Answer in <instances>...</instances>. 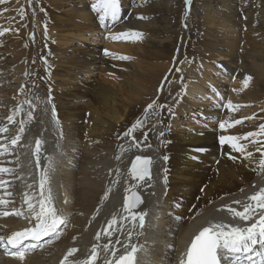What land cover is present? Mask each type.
Returning <instances> with one entry per match:
<instances>
[{"label": "bare ground", "instance_id": "6f19581e", "mask_svg": "<svg viewBox=\"0 0 264 264\" xmlns=\"http://www.w3.org/2000/svg\"><path fill=\"white\" fill-rule=\"evenodd\" d=\"M17 1L25 2L26 9L24 8V10H26L27 15L25 12L20 17L17 38L22 43L16 42L14 44L12 57H18L17 62H21L24 54L36 56V49L39 51L44 46L43 51L37 55L40 58V61H38L39 65L46 63L47 66L50 65L49 67H52L56 63H63V60L59 59L62 56L54 54L58 48L47 43L52 40V33L57 36L62 33L60 37L62 38L67 31L69 32V29L74 26L78 27L79 24L72 19H68L66 21L68 23L67 28L61 26L66 29H61L57 26L50 27L43 9L37 11L31 5V10L29 2L25 0ZM41 1L42 3L47 1L51 6L53 2H56V0L53 2L51 0ZM199 1L202 2L201 0ZM120 3L121 10H123V7L128 2L120 0ZM247 3L245 2L243 6L249 5ZM82 4L81 10L75 13V17L85 22L97 24L99 22L98 18L96 19L97 14L86 7L85 0ZM208 4L206 3L205 6H208ZM55 6L57 7L56 3ZM255 7H252L253 13L250 8L251 13L247 11L249 17L247 16L246 20L251 21V23L243 22L248 27L254 25L252 27L254 28L253 31L248 28L244 35L245 43L247 48H249L248 54L245 52V46L242 52H245L246 55H240L238 61L235 59L234 54L230 51L236 45L234 38L230 40L228 52L218 51L220 55L224 53L223 57L233 56L231 61L237 63L238 66L235 68L239 69L237 71L234 68L233 71H237V75L244 80L250 76L251 80L249 82L250 84L251 82L253 83L252 87L249 85L248 90L243 95L237 93L238 95L229 97V101L233 105L239 106L238 103H246L249 107H234L232 110H226L225 120L234 122L235 120H240L241 116H245L250 118L253 123L250 125L247 122H243L244 124L240 123L237 127H231L226 131H221L219 134L207 133L205 137L201 138L196 137L193 132L189 131L186 135H180L174 130H164V128L158 127L154 124L152 117H143L145 115L144 106L147 107L152 104V102H148L149 97L155 94L152 97L155 98L159 94L155 90L158 89L163 80H167V76H169L168 70L172 67V62L165 63L163 60L170 57L164 55V53L169 52L177 44L176 38H173L174 34L177 31V34L181 33L185 25V17L182 14L184 8L181 0H174L171 7L167 10L160 8L154 14L150 10L146 13L144 10L138 9V12L133 11L130 13L128 20L124 24L120 26L118 24L119 30L141 32L143 33L142 39H146L154 31L156 36L163 35L164 32L157 27L156 20L158 18L159 21L166 20L167 24L163 26L165 29L164 34L167 36L171 35L172 38V40L168 41V44L163 45L162 42L157 41V43H152L154 45L150 44L151 46L142 47L140 42L136 43L137 47L135 48H127L129 51L139 53L142 57L159 60L156 66H152V69L157 68L156 70L150 71V69L145 67L141 71L140 65L129 64V71H124L123 67L121 69L120 66H116L113 71V73L117 74L118 78L116 80H124V83L118 85L100 83L95 87L92 98L85 102L82 101L84 97L80 96L78 98L79 101L75 103L77 99L74 100L72 106L66 103L61 105V97L57 96L58 100L54 106L55 113H57L55 117L52 112L53 107H46L44 104H42L44 112L51 110L49 115L42 116L43 112L38 111V109V115L34 113L33 105L28 102V96L32 94L30 89L37 86L39 88H49L50 83H59L61 78L74 77V72L70 71L65 74L59 70L55 71L51 76L56 79L49 77V69L46 70L48 75L43 79L41 78L43 71H41V75L32 72L31 77H28V71H22L23 65L20 66V69L12 72L13 75L20 73L22 76L19 81L23 79V82L22 84H16L18 88L22 87L21 89L19 88L20 90L11 88L8 91V97H0V106L5 104L7 110L13 106L11 109L14 110L16 108L14 111L18 113L17 115H12L15 121L13 123L16 125L13 136L6 133L0 134V152L3 153L0 154V167L11 170L0 174V180L5 181V184L0 186V199L8 202L0 205V212L7 211L10 213L8 216L0 215V236L8 237L11 232L20 230L22 222L26 221L25 216H16L11 213L22 211L27 214L25 195L29 192L30 194H35L33 195L34 198L39 197L40 172L49 168L48 157H52L50 170L56 176L54 180L50 177L55 204L69 218V223L62 225L58 230L59 234L56 235L58 238L56 242L46 244V248L44 243H39L40 245L38 244L37 248L26 253L23 261L12 256L7 249L0 247V264H62L70 249L76 248L78 251L69 257V262L86 258L90 255V249L94 244L100 246V256L96 264H103L106 256L108 259H112L110 255L103 251V245L110 240L112 251L116 252L117 256L122 254L124 251L122 245L127 242L129 231H132V241L133 237L135 238L133 243L137 240L139 241L138 244H143L144 247L151 249V258L149 259L142 256V252L139 254L141 256L140 264H180L183 257V254L180 255L182 245L186 241L189 242L195 232L208 224L209 221H212L213 218L218 221L240 223L238 219L236 221L230 220V215L225 206L242 210V205H237L234 201L249 202L247 198L264 187V171H261L259 167L260 160L264 158L261 154L264 152V134L255 138L249 137L246 140L241 139L239 142L247 146L244 154L234 151L231 147H228V144L222 145L224 149L223 156L217 164H215V157H213L217 154L218 149L214 139L221 135L229 136L233 133L242 138L249 132H259L260 125L264 124V45L261 49L259 47V41L264 43V37L262 38L261 36L259 39L252 34L264 28V7L258 4ZM126 10L127 7L123 11L125 17L129 13V11L125 12ZM237 16L239 15L234 13L230 16L234 23H237L234 19ZM141 17L146 18L141 19ZM37 18L41 21L38 23L39 27L45 26L41 36L43 37V43L42 45H39V43L35 44L28 49L27 45H25L27 39L24 40V38L28 32H32L34 21ZM28 24L29 29L27 28ZM262 33L264 34V31ZM204 36L207 43L211 35L206 32ZM152 41H156V37L153 36ZM206 43H202V53L207 52L208 49L209 51L213 50ZM151 47H157V49L151 51ZM7 57L3 55L0 58V69L2 70L4 69V63L10 61ZM101 64L109 68L112 65L111 62L106 60V57L101 59ZM181 65L187 68V77L182 81L184 89L187 88L185 92L191 91L195 94H200V96L203 95L205 88L203 86V75L198 71L199 68L195 69L196 66L191 67V65L186 64ZM175 69H179V67H175ZM83 70L87 71V68L85 67ZM26 83L31 84L33 88L27 87ZM24 86L28 88L27 93L26 90H23ZM37 91L44 93L42 90ZM169 91H163L162 96H159L158 99L159 102L163 101V98L170 102L168 107L175 112L178 124L180 121L179 115L183 113L186 106L183 109H180V107L186 104V98L179 95V86H174L172 94H169ZM124 97H129L131 102H127ZM251 98L255 99V101H252ZM20 102L21 107L19 106ZM6 103L9 105V109ZM22 109L27 114L31 112L33 117L29 120L27 116L26 126L21 123L23 121V117L20 114ZM208 109L207 107L206 110ZM56 117H58V120H56ZM189 117L190 115L187 116V119H183L187 126H192L193 122L191 121L193 120L205 122L201 118L192 117L190 119ZM3 119L4 115H0V126L9 121L8 117L4 121ZM38 120L43 121L46 125L51 122L50 127L53 129L36 126L35 124ZM138 121L142 122V125H139ZM158 122L160 123V121ZM134 124H137V127L142 129L143 133H131L135 136L137 134L140 135L139 139L134 141L133 138L125 136L121 140V137L127 131L126 129H132ZM56 126L63 134L67 135V140L63 143L61 141L60 145H58L60 131ZM21 127L24 128L23 133L20 132ZM193 127H196V130L200 128L196 122ZM154 129L159 130L157 133H151ZM86 130L92 133L90 139L85 136ZM161 132L164 133L162 139L159 136ZM171 132H174V134ZM145 134L147 135L145 136ZM16 136L21 138L16 145H12L11 140ZM163 138L167 142L163 141L161 143ZM37 139L42 142L39 164H37V153L35 151ZM84 139L87 140L85 146L82 141ZM93 139L103 142L99 146L101 150L99 153L87 147L90 140L92 142ZM129 140L130 144L135 146V149L133 148L130 153H127V142ZM254 140L257 143H254ZM218 143L221 145L220 142ZM188 145L195 146V148H206L211 153L204 157L205 162L198 161L195 163L193 159L187 158L189 154ZM258 147L261 148V151L256 150ZM61 150L64 151L63 154H61ZM247 152H252L253 155L248 157ZM135 153L151 155L155 160L153 178L145 180L138 185L130 184L129 179L125 178V168L128 162L122 161L125 158L129 161L130 157ZM81 155L82 159L80 160ZM118 156L122 158L119 161L117 159ZM165 156L168 157L167 160L163 159ZM62 157L68 161L64 162L61 160ZM79 163L80 165L77 167ZM117 180L119 181L118 183ZM131 185H133V188H139V191L145 196L144 205L139 211H135L137 214L141 212L149 213L148 211H150L149 215L152 217L156 208L164 210L154 225L156 230L154 227L150 229L154 236L151 235V231L147 228L140 231V233L138 232V234L136 233L137 228L133 231L130 217L127 220L120 219L128 216V213L122 211V200L127 194V189L132 188ZM109 189H111V192L108 191ZM201 189L203 190L202 192H200ZM165 190H167V194ZM8 193H11V195ZM106 193L107 199H105ZM186 199H189V203ZM65 201L67 202L65 203ZM35 202L36 199H33V203ZM173 205L191 209L187 220L183 224L173 223L176 218L173 215ZM113 214H116L119 223L109 229L108 223L112 219ZM246 223H251V221ZM167 226L169 228H166ZM104 229H108L113 235L108 237L104 234ZM97 233H100V240L95 239ZM117 240L121 243L117 244ZM31 243L33 242L25 241V244Z\"/></svg>", "mask_w": 264, "mask_h": 264}, {"label": "rangeland", "instance_id": "374dc122", "mask_svg": "<svg viewBox=\"0 0 264 264\" xmlns=\"http://www.w3.org/2000/svg\"><path fill=\"white\" fill-rule=\"evenodd\" d=\"M36 1L33 0L34 4L29 3V7L32 10L31 5H33V7H36V4L38 3L39 10L43 9V13L46 16V20H48L50 27L57 26L61 29H66L68 25L66 21L68 19H72L74 22H77L79 26L78 27L74 26L71 29H69L70 33L67 31L62 38H60L62 33L59 36L52 33L51 35L52 40H50V42L48 43L46 42L47 44H50L58 48V50L55 51L54 54L56 56H62L59 59L63 60V63L61 64L56 63L52 67L47 66L46 63H41L39 65L38 61H40V58L37 55L30 56L29 54H24V57L21 58L23 60L21 62H17L19 58L12 57V53L14 50L13 46L16 42L22 43V41L17 38V31L20 27L19 25L20 17L23 13L25 14L26 12V10H24V8L26 7V4L25 2L21 3V2H18L17 0H5V3L0 4V9H2L0 11V26L1 25L4 26V28L0 27V29H3V30H0V32L3 33L2 35H0V39L3 40L2 46L7 44V47L4 49L5 51L0 50V53L2 52V54H0V58L1 56L6 54L8 56L7 58H9L10 60L4 63L3 70L0 69V97L2 98L8 97L9 89L12 88L13 90H18L19 88L20 89L22 88V87L18 88L17 85H15L17 84V82L19 81V78H21L22 75L20 73L13 75L12 72L20 69L21 65H23L22 71L24 70L29 71L28 64L30 61H32L35 64V67L34 69H30L31 74L28 77H31V75L33 74L32 73L33 71L35 73L40 74L41 71H44L45 69L46 70L49 69L48 71L49 76H51L55 71H58V70L61 72H64L65 74H68V72L70 71L74 72L75 74L74 77L61 78L59 79V83H56L58 84L56 85V87L59 90L56 93H54L52 96L54 97L55 95V98L57 96H60L61 105L66 103V104H71L69 106H72L73 101L77 99V101H75V103H77L79 101L78 98L80 96L84 97L82 101L87 102L89 98H92L95 92L94 91L95 87L98 84L101 83V84L111 85V83H114L115 85H118V84L124 83L123 82L124 80H121V81L116 80V78H118L117 74L113 73V71L116 69V66H120L121 69L124 68V71H129L128 70L129 64L140 65L141 71H143L145 67L150 69V71H154L157 69V68L152 69V66H156L159 60H152V59L142 57L139 55V53L137 54V53L127 50L128 47L135 48L137 47L136 43H140V42H141L140 45L142 47H147L150 44L154 45L152 43H155V42L157 43V41L162 42V44L164 45V44H168V41L170 39L172 40L171 35L167 36L164 34L165 29L163 28V26L167 24L166 20L159 21V18L158 20H156L157 27H159V29H161L164 32L163 35L156 36L154 33L155 31H154L152 32L151 35L148 34L150 35L149 38L148 37L146 39L140 38V40L139 39L138 40H125V39L113 40L111 38H106V36H108L109 31L113 35L117 33L131 31V30H119L118 29L120 25L124 24V22L128 20V16L130 15L131 12L133 11L138 12V9H142L146 13H148V10H150L154 14V12H156L160 8L163 10H167L169 7H171L174 0H135L133 2L134 7L132 6L133 0H126L128 3L123 7V10L121 11L123 12L125 7H127V10L125 11V12L129 11V13L126 14L127 18L125 16H122L123 22L121 21V23H119V26L116 25V27L113 30H109V31H107L108 28H106L105 30H102L100 27H98L97 26L98 22L97 24L95 23L92 24V23L85 22L84 20H81L75 17L76 15L75 13L81 10L82 5H83L82 3L84 0H56L55 3L57 4V7L55 6V3L53 2L55 0H51L53 2L52 6L47 1L43 3L41 0H36ZM129 1L131 2V4H129ZM195 1L196 0H191V3L188 4L186 0H181L182 6L184 8L182 14L185 17V25L181 33L177 34L178 32L177 31L176 34H174L173 38H176L177 44L176 46H173L169 52L164 53V55H167L170 57L168 59L163 60V62L165 63L172 62L171 66L174 65L176 62H179L178 66L180 64L191 65V67L196 66L195 69L199 68L198 71H200L203 75V86L205 88V93L203 95L200 96V94L198 95V93L195 94L194 92H191V91L185 92L187 88L184 89L185 87H183V85H182V88H183L182 92L179 93L181 97L186 98V104L184 106H181L180 109H183L186 106L184 108L185 110L183 111V113L187 112L190 116H193L191 115V112L193 110L195 112L203 111L202 108L208 105V103L204 102V99H203V96L207 94V89H210V90L215 89V91L213 90L214 93L212 94L210 93L211 94L210 97H212V100L214 101L219 100V97L216 95V93H219V92L221 93L222 91L224 92L225 97H226V108H225V111H226V110H232L227 107L230 96L238 95V94L243 95L246 92V90H248L249 85H251L252 87L253 85L252 82L251 84L250 82H248L247 87H245L244 79L236 75L234 81L230 82L231 88L223 89L225 88V85H223L221 81L226 80L225 76L222 75V77L218 79L219 82L217 80L212 79V73L213 71L217 70L216 69L217 67H213V65H212L213 68H210V66L207 67L205 65V62L207 60H209L211 63H212V60H224L226 62L225 64L230 68V73L234 72L233 69L236 66H238V64L233 63V61H231V57L233 56L223 57L224 53L220 55L218 51L223 50V52H228L229 50L228 45L230 43V40L234 38L236 40V45L230 51L231 53L234 54L235 59L238 61L240 55H246L245 52H247L248 54L249 48H247V45L245 43L244 35H245V32L248 31V28L250 31H253L254 28L252 27L254 25L250 27L245 26V23L243 22L251 23V21L246 20V18L245 19L240 18V13L242 15L248 16L247 11L250 12L249 8L251 9V12L253 13V8H256L255 6H257V4L260 6L263 5L264 7V0H249V1L246 0V3L248 2L247 4L249 5L244 6V8L247 6L248 7L245 9L244 8L240 9V10L239 8L242 6H240L239 8L237 7V0H201L202 2L197 0L196 3ZM86 2L87 0H85V3ZM206 3H209L208 6H205ZM19 6H20V9H22L20 13H19ZM47 7L49 10L48 12H47ZM86 7L90 9V7L87 4H86ZM233 13L236 15H239L237 16V18L236 17L234 18L238 24L234 23L232 19L230 18L231 14ZM26 15H27V12H26ZM12 17L13 19L12 21H10ZM37 21L38 23L41 22L39 21V18H37ZM13 23H14V27H12ZM186 25L189 26L188 30L185 29ZM61 26H65L66 28L61 27ZM27 28L29 29V24L27 25ZM39 28L42 29V32H43V30L45 29V26H42ZM109 28H112V25H110ZM8 29H10V31ZM12 29L16 30V33H15L16 37H14L15 34L11 35L12 32L14 31ZM33 30H34V25H33ZM5 31L9 32V35H11V37L8 36L7 32ZM263 31H264V28H261V30L256 31L252 34H254L253 36L255 38L260 39L261 36L262 38L264 37V34L262 33ZM206 32H208L211 35L210 40L207 41V43L204 39L205 37L204 34ZM31 33L32 32L30 33L28 32L24 38V40L27 39L25 45H27L28 49L32 47L33 45H35L34 43L32 44L30 43L29 45L27 44V42L31 40V39L29 40V36L31 35ZM153 36L156 37V41H152ZM39 37H40V33L38 32L36 33V39ZM7 39L9 41H7ZM241 40H244V44H240ZM204 42L208 44V46L213 50L209 51L208 49L207 52L202 53V49H203L202 43ZM263 45L264 43H262V41H259L260 49ZM245 46L247 50L245 49V52L239 53L238 51L239 48H242L243 50V47ZM105 49H107L109 52L106 60L112 63V65H110L111 68L107 66H102L101 64V59L105 57L103 56V52ZM156 49L157 47L150 48L151 51L156 50ZM119 56H127V57H130V59H119L118 58ZM175 58H176V62H175ZM186 60H189V62L187 63ZM85 67L87 68V71L83 70V68ZM179 67H180L179 68L180 71L176 69H171V68L170 69L172 71L170 69L168 70L169 76H167V80L165 82L166 90L168 89L173 90L174 86L181 87L179 83L180 82L182 83V81L187 77V68L183 67L182 65ZM203 68L207 69V71H205ZM41 69H44V70H41ZM18 84H22V82ZM33 89H32V94H37L38 93L37 88H33ZM23 90H26V93L28 92V88L26 86L23 87ZM219 96L221 97L220 94ZM124 98H126L127 102H131L129 100V97H124ZM251 100L255 101V99L253 98H251ZM43 102L48 104L49 100L47 98H44ZM238 104L240 107H243V106H246L247 108L249 107L246 103H243V104L238 103ZM137 106L136 108H138ZM7 107L9 109V105ZM9 110L11 111V109ZM9 110H7L5 104L0 106V115L8 116L7 114L10 112ZM35 110L36 108L34 106V113L37 114V111ZM183 113L179 115L180 125L179 126L177 125V126L180 128L176 126L177 128L174 130L176 133L180 135H186L189 132L186 129L196 130V127L195 128L193 127L195 126L196 121L195 120L191 121L193 122L191 124L192 126H187L185 122H183V119H187V117H184ZM55 115H57V113H55ZM5 118L6 117H4V119ZM194 118H200V117L197 116ZM205 119L201 118V120H204V121ZM240 120L242 121V123L247 122L250 125L253 123V121L250 118L245 117V116H241ZM0 128L8 129L7 132H0V134L6 133V134H12L11 136H13L16 125L12 121H8L7 123L2 124ZM139 131L142 132V129H140ZM139 131H137L136 133L139 134L140 133ZM138 134L137 136H135L134 134H130L129 138L134 137L135 139L138 140L140 136ZM91 135L92 133L89 132V130L85 131V136L88 137L89 139ZM121 140H122V137H121ZM82 141H83V145L85 146L87 143V140L84 139ZM102 144L103 142L97 139H93L92 142L90 140L87 147H89L88 149H91V150L94 149L95 151L99 153L101 151L99 146H101ZM81 159H82V155L80 156V160ZM79 165L80 163L77 165V167H79ZM172 209H174L173 212L174 213L176 212L177 214H184V213L187 214V211H191L190 208H187V209L181 208L178 205L176 206L173 205ZM187 218L188 216H186V220ZM176 222L179 223V220L175 218L173 223H176ZM183 223H179V224H183ZM166 228H169V226H167ZM46 247L47 245L45 246V248Z\"/></svg>", "mask_w": 264, "mask_h": 264}, {"label": "snow or ice", "instance_id": "6c2138e0", "mask_svg": "<svg viewBox=\"0 0 264 264\" xmlns=\"http://www.w3.org/2000/svg\"><path fill=\"white\" fill-rule=\"evenodd\" d=\"M188 4L191 0H186ZM5 3V0H0V4ZM92 10L97 14V18L102 26L109 28L110 24L114 25L117 23L121 16V3L120 0H92L91 3ZM146 17H141L145 19ZM3 33L0 32V35ZM143 33L141 32H122L113 35L110 31L106 38H111L113 40H138L142 38ZM105 54L108 55L107 49L104 50ZM119 59H130L127 56H119ZM251 77L248 76L244 80V86L247 87L248 82ZM215 91V89H213ZM155 106V101L153 104H149L147 109H153ZM227 107L232 109L234 107L238 108L240 106H234L231 101L228 102ZM147 111V110H146ZM53 116L55 117V108L52 109ZM28 118L31 120L32 113H28ZM9 121H14V116L8 117ZM21 123H24L21 121ZM242 123L241 120H235L234 124ZM139 125L142 122L138 121ZM230 125V126H234ZM137 127V124L132 126L128 132H125V136L131 134L132 130ZM220 129H225L226 122H220ZM7 128H0V132H7ZM24 128L21 127L20 132L23 133ZM264 134V124L260 125L259 132H249L244 137L238 136H223L219 137L220 143L228 144L234 151L245 153L246 145L241 144L239 141L241 139H248L249 137H257ZM147 134H145L146 136ZM161 136L164 135L163 132L160 133ZM20 136H16L11 140L12 145H16L20 140ZM133 139H135L133 137ZM257 143V141H253ZM41 140L37 139L35 144V151L37 153V164H39V153L41 151ZM58 146V145H57ZM149 147H151L149 145ZM257 151H261V148H257ZM197 152H203L205 149H195ZM0 154H3L0 152ZM264 157V152L261 153ZM252 152H247V156L251 157ZM196 159L197 157H192ZM49 160V168L44 169L40 172L39 178V197L36 202L33 203L34 197L31 195H25V203L27 204V214L22 211H14L11 213L16 216H25L29 220L31 227H26L22 231L13 232L7 238L0 236V247L8 249H16L10 254L19 260L23 261L25 255L28 251L35 249L39 241L44 237H50L58 235V230L62 225H67L69 223V218L64 214V212L57 207L55 204V197L50 185V169L52 157L47 158ZM117 159H120L118 156ZM163 159L167 160L168 157L165 156ZM153 160L151 157H145L141 155H136L134 161L131 163V168L128 171V175L139 182H144L146 178H151V166ZM259 167L261 171H264V158L259 162ZM11 170L5 167H0V174L10 172ZM119 181L117 180V183ZM5 181L0 180V186L4 185ZM111 192V189L108 190ZM11 195V193H8ZM105 199H107V193L105 194ZM249 202H243L240 200L234 201L237 205H242V210H237L231 206H225L227 212L230 215L231 221L245 222V223H234L227 221L213 222L209 221L208 225L205 226L198 235L194 237L191 241L190 246L187 251L183 254L180 264H264V187L260 188L258 192L247 198ZM67 201H65L66 203ZM8 203L7 201L0 199V205ZM143 200L134 188L127 189V195L124 197V205L122 211L128 213V216L121 217L122 220H127L129 217L132 220L133 231L137 227V222L139 228L144 226V217L146 213L137 214L133 209L138 208ZM223 210V209H221ZM98 214V212H97ZM2 216L10 215L9 212H0ZM251 221V223H246ZM119 223L116 214H113L112 219L108 223V228H112L113 225ZM119 230V229H117ZM104 234L111 237L113 233L104 229ZM142 234V233H141ZM100 233L95 236L96 240H100ZM25 241H32L31 244H25ZM117 244L121 242L116 241ZM124 251L119 256L116 252L111 249V241L103 245V251L112 257L108 259L105 257L103 264H138L137 253L141 250V246L132 243V231L127 234V242L122 245ZM100 246L93 245L90 249V255L83 259H75L69 262V257L73 256L78 250L72 248L69 250L68 254L64 257V262L62 264H96L99 259ZM119 251V250H117Z\"/></svg>", "mask_w": 264, "mask_h": 264}, {"label": "water", "instance_id": "95a60500", "mask_svg": "<svg viewBox=\"0 0 264 264\" xmlns=\"http://www.w3.org/2000/svg\"><path fill=\"white\" fill-rule=\"evenodd\" d=\"M134 159H135V157L133 158V161H134ZM133 161H132V162H133ZM130 168H131V165H130L129 169H130ZM151 178H152V169H151ZM132 180H133V182H138L136 179H133V178H132ZM135 190H136V189H135ZM138 193H139V192H138ZM139 194H140V193H139ZM140 196H141V198H142V200H143V202H144V198H143V196H142L141 194H140ZM141 205H142V204H140L139 207H140ZM139 207H138V208H139ZM135 209H137V208H135Z\"/></svg>", "mask_w": 264, "mask_h": 264}]
</instances>
